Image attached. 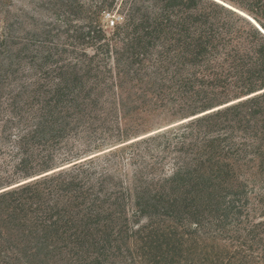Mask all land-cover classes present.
I'll list each match as a JSON object with an SVG mask.
<instances>
[{
    "label": "trees",
    "instance_id": "obj_1",
    "mask_svg": "<svg viewBox=\"0 0 264 264\" xmlns=\"http://www.w3.org/2000/svg\"><path fill=\"white\" fill-rule=\"evenodd\" d=\"M219 1L52 0L5 27L0 264H264V0ZM125 110L186 121L104 152L146 124Z\"/></svg>",
    "mask_w": 264,
    "mask_h": 264
},
{
    "label": "rangeland",
    "instance_id": "obj_2",
    "mask_svg": "<svg viewBox=\"0 0 264 264\" xmlns=\"http://www.w3.org/2000/svg\"><path fill=\"white\" fill-rule=\"evenodd\" d=\"M43 0H0V36L5 35V27L7 25H11L14 27V29L17 30L18 34L21 36H26L29 34L25 33V30H29V28H32L34 24L41 23V16L44 17H50L51 12L50 10L53 8V4H51L52 0H46L47 4H42ZM219 1V0H218ZM221 2V1H219ZM222 3V2H221ZM226 5V4H225ZM230 7L229 5H227ZM240 12V11H238ZM243 13V12H242ZM113 20V17L110 15H106L102 18L103 24L108 25ZM24 24L22 27L21 25ZM5 77V43L0 41V132L2 130V127L5 126V116H12L8 110L7 105L5 104V92L7 91V88L5 85L8 83L6 82ZM6 82V83H5ZM128 112L120 111L117 112L116 115L113 114L114 119L120 123L121 127H127L131 128L136 123L135 120L137 118H144L147 122L145 125H141V131H135L137 132L135 136H132L128 138L129 140H126L125 142H116L114 144H111L108 146V148H105L104 152L110 151V150H119L123 146H127L133 142H136L142 138H146L148 136H151L157 132H162L168 128H171L173 126H176L178 124H181L182 122H185L186 120L181 116H169L165 112H158L156 116H149L144 115L143 113H140V116H130L131 114L126 115ZM145 130V131H142ZM130 134H132V131H129ZM0 141L1 140L0 137ZM0 142V144H1ZM3 148H5V143ZM101 152V153H104ZM127 154L124 155V168H125V174H127L129 177L132 173V166L129 165L128 158L130 150L126 152ZM122 157V156H120ZM122 165V166H123ZM5 170V151H2L0 153V177L3 176ZM131 178V177H130ZM264 220V219H263ZM227 238V237H225ZM264 239V235H263ZM222 243H214L212 241L207 242L206 246L204 247L206 253L210 256L205 257V259L211 260V256L215 254H219L220 251H226L224 246L225 244H229V241L227 239ZM230 251V250H228ZM263 255V263H264V245L262 250ZM27 263V262H26ZM27 264H55V263H27ZM57 264V263H56ZM68 264V263H64ZM203 264H213L210 262H205Z\"/></svg>",
    "mask_w": 264,
    "mask_h": 264
},
{
    "label": "water",
    "instance_id": "obj_3",
    "mask_svg": "<svg viewBox=\"0 0 264 264\" xmlns=\"http://www.w3.org/2000/svg\"><path fill=\"white\" fill-rule=\"evenodd\" d=\"M214 1H216V2H218V0H214ZM218 3H220L221 4V2H218ZM224 5V4H223ZM226 7H228V6H226ZM238 13H240V15H243L244 17H246V18H248L252 23H254L258 28H260L259 26H258V24L253 20V19H251L249 16H247L246 14H244V13H242V12H238ZM4 191V190H3ZM2 192V191H1ZM0 192V193H1Z\"/></svg>",
    "mask_w": 264,
    "mask_h": 264
}]
</instances>
